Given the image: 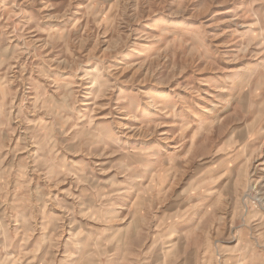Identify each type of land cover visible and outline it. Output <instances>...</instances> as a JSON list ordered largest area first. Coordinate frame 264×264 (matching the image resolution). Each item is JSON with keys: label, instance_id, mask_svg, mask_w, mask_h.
<instances>
[{"label": "rangeland", "instance_id": "1", "mask_svg": "<svg viewBox=\"0 0 264 264\" xmlns=\"http://www.w3.org/2000/svg\"><path fill=\"white\" fill-rule=\"evenodd\" d=\"M0 264H264V0H0Z\"/></svg>", "mask_w": 264, "mask_h": 264}]
</instances>
